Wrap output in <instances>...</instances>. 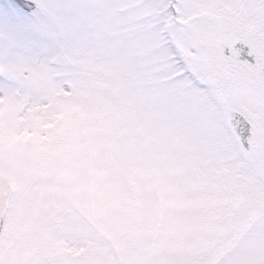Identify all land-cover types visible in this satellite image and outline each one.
Returning a JSON list of instances; mask_svg holds the SVG:
<instances>
[{
	"label": "rangeland",
	"instance_id": "1",
	"mask_svg": "<svg viewBox=\"0 0 264 264\" xmlns=\"http://www.w3.org/2000/svg\"><path fill=\"white\" fill-rule=\"evenodd\" d=\"M53 76L31 101L0 97V259L238 264L242 242L264 243V180L228 118L183 113L147 78L121 85L102 58Z\"/></svg>",
	"mask_w": 264,
	"mask_h": 264
},
{
	"label": "snow or ice",
	"instance_id": "2",
	"mask_svg": "<svg viewBox=\"0 0 264 264\" xmlns=\"http://www.w3.org/2000/svg\"><path fill=\"white\" fill-rule=\"evenodd\" d=\"M77 56L104 59L121 85H167L186 114L241 108L237 149L264 180V0H0V97L52 91ZM238 251V264H264V243Z\"/></svg>",
	"mask_w": 264,
	"mask_h": 264
},
{
	"label": "water",
	"instance_id": "3",
	"mask_svg": "<svg viewBox=\"0 0 264 264\" xmlns=\"http://www.w3.org/2000/svg\"><path fill=\"white\" fill-rule=\"evenodd\" d=\"M242 118L243 117L241 116V112L236 109L233 110L231 117L228 118L231 126L238 135L240 131H243V126L241 124Z\"/></svg>",
	"mask_w": 264,
	"mask_h": 264
},
{
	"label": "flooded vegetation",
	"instance_id": "4",
	"mask_svg": "<svg viewBox=\"0 0 264 264\" xmlns=\"http://www.w3.org/2000/svg\"><path fill=\"white\" fill-rule=\"evenodd\" d=\"M250 70H243V75L245 78L248 77V74H249ZM239 111V110H238ZM241 112V111H240Z\"/></svg>",
	"mask_w": 264,
	"mask_h": 264
}]
</instances>
